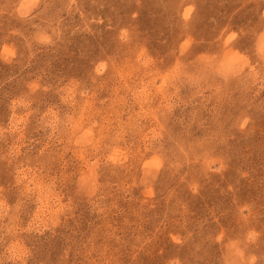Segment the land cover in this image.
I'll list each match as a JSON object with an SVG mask.
<instances>
[{"label":"rangeland","instance_id":"obj_1","mask_svg":"<svg viewBox=\"0 0 264 264\" xmlns=\"http://www.w3.org/2000/svg\"><path fill=\"white\" fill-rule=\"evenodd\" d=\"M0 264H264V0H0Z\"/></svg>","mask_w":264,"mask_h":264}]
</instances>
